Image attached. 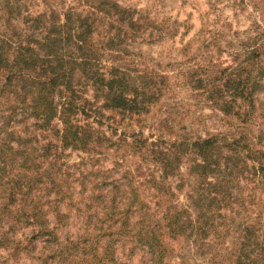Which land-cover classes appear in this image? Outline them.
<instances>
[{
  "label": "trees",
  "instance_id": "1",
  "mask_svg": "<svg viewBox=\"0 0 264 264\" xmlns=\"http://www.w3.org/2000/svg\"><path fill=\"white\" fill-rule=\"evenodd\" d=\"M22 1L0 0V250L7 258L62 264L80 251L79 264H124L119 245L148 253L150 264H193L196 257L264 264V10L254 7L260 24L244 32L249 43L228 53L224 69L192 52V42L219 46L214 33L204 40L211 34L204 25L178 50L205 57L204 64H193L177 84L131 53L147 33L143 42L162 43L158 55L169 59L176 49L163 48L173 44L175 22H157L118 0H42L44 8ZM187 87L235 124L205 137L183 127L173 141L134 132L113 141L117 124L107 126L108 136L101 130L106 113L140 119ZM111 150L113 169L127 166L119 179L94 168V157ZM71 152L88 157L71 166L64 162ZM81 201L86 210L100 208L101 247L94 237L58 240L65 218L58 205ZM39 239L44 257L35 253Z\"/></svg>",
  "mask_w": 264,
  "mask_h": 264
},
{
  "label": "rangeland",
  "instance_id": "2",
  "mask_svg": "<svg viewBox=\"0 0 264 264\" xmlns=\"http://www.w3.org/2000/svg\"><path fill=\"white\" fill-rule=\"evenodd\" d=\"M26 1L38 2V6L44 8L42 0H23L22 3ZM118 3L124 7L139 10L157 22L169 19L170 23H176L177 35L172 39L173 44H163V51L167 47L176 49L175 52L171 53L169 59H162L158 55L159 47L162 43L143 42L144 38L146 40L147 33L143 34L142 38L138 37L135 39L131 47V53L139 54L147 62L146 64H149L150 69L157 70L160 74L176 77L177 84L184 83L189 69L194 71L193 64H204L205 57L211 59L212 63L218 66L219 69L229 66L231 57L228 53L234 50L237 45L248 44L249 42L246 40L247 36L244 32L252 28L254 24H260L261 18L254 7L258 6L259 9L264 10V0H118ZM204 25L211 32V34H205L204 40L210 41L213 38L212 33H214L219 46L211 47L209 44L208 49H206L203 45L201 46L200 42H192L195 41V36ZM188 42H192V52L198 53V51H201L198 54H206L205 57L200 59L192 55H180L178 50ZM199 46L201 50H197ZM208 51L212 53L209 56L205 53ZM172 81L174 80L172 79ZM170 97L168 95L163 98L157 106L150 110V113L142 116L140 119L122 118V116L117 114L106 113V116L109 118L103 120L105 125L102 126L101 130L105 131L108 136L110 132L107 126L112 123L117 124L119 126L118 132L116 136L112 137L113 141L122 133L131 134L133 132L134 134L140 133L144 138L154 140L159 136H163L166 141L169 139L173 141L182 134L179 129L183 127H186L188 132L193 133V137H205L206 134H216L221 130L226 132L229 130L230 124H235L229 120H222L221 115L218 112L215 113L207 102L195 97V93L191 91L190 87L185 88L184 91H179L174 101ZM262 103L259 112L264 115V102ZM174 105H176V110L172 111ZM176 112L177 114L175 115ZM170 116L171 119H169ZM170 120H174L175 126L173 130L170 129ZM262 121L264 122V119ZM113 153V150H111L110 152L96 155L94 158L100 161L94 165V168L95 170L105 172L106 175L110 173V177L119 179L122 172L127 170V166L125 165L122 168L123 171L113 169V162L116 160ZM69 154V157L65 158L64 162H68L71 166L77 165L88 157L86 154H81L80 152H71ZM88 164L92 165L93 163L88 162ZM79 167L82 171L83 166ZM186 167V164L182 167L183 174L187 172ZM84 169H88V167L85 166ZM131 169H134L133 165H131ZM70 171L77 178V169L71 167ZM140 180H143V175H140ZM176 183V180L172 181V187ZM72 190L75 192V200L80 201V197L78 198L76 195L77 192L79 193L78 185L75 184ZM53 198L52 195L48 197L49 200ZM182 199L183 193L178 194L177 200ZM46 200L44 199L43 202L45 203ZM83 206L84 203L82 201L78 204H72L68 208L64 204L58 205V212L65 215V218L59 224L56 223L58 224L56 230L58 240L64 244L67 240H81L82 242L85 239H89L92 241L94 237L96 241L100 239L99 247H101L106 238H101L98 231L102 226V222H98L101 214L100 208L86 210ZM51 216H48L50 222H52ZM49 226L52 228L54 225L51 224ZM28 233L29 231L25 230L22 233H18L15 238L20 239L22 235H28ZM43 245L44 243L40 239L35 242L36 256H46V252L42 249ZM74 255L76 256H73L62 264H79L80 259L85 257L82 254L80 255V251ZM116 258L124 264H150L152 260V256L146 252L135 250L132 253H128L127 250L123 251L121 248L119 249V245L116 248ZM168 262L174 263L175 259H170ZM0 264H40V262H29L27 258H22L18 262H15L14 259L7 258V251L0 250ZM193 264H208V261L207 259L204 260L196 257Z\"/></svg>",
  "mask_w": 264,
  "mask_h": 264
}]
</instances>
